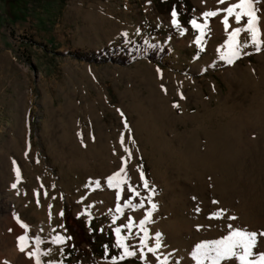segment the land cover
<instances>
[{
    "label": "rangeland",
    "instance_id": "374dc122",
    "mask_svg": "<svg viewBox=\"0 0 264 264\" xmlns=\"http://www.w3.org/2000/svg\"><path fill=\"white\" fill-rule=\"evenodd\" d=\"M238 2L63 0L51 21L3 22L0 216L38 230L40 243L28 246L39 247L41 264H116V228L139 264H158L157 257L213 264L195 255L205 205L188 186L199 189L204 172L222 181L254 152L264 157V0H253L257 43L244 30L247 17H229L227 29L222 23L224 9ZM209 11L218 15L207 18L201 35L189 21L203 25ZM234 29H241L239 55L228 63L221 56ZM104 47H116L114 56L126 63L93 64L69 54ZM121 167L126 183L117 199L106 178ZM223 183L206 202L229 209L217 192ZM57 234L71 239L55 244ZM141 237L160 249L141 248Z\"/></svg>",
    "mask_w": 264,
    "mask_h": 264
},
{
    "label": "bare ground",
    "instance_id": "6f19581e",
    "mask_svg": "<svg viewBox=\"0 0 264 264\" xmlns=\"http://www.w3.org/2000/svg\"><path fill=\"white\" fill-rule=\"evenodd\" d=\"M204 173V181L199 189L192 185L188 186L189 193L193 194L196 190L195 194L200 197L199 204L202 202L205 205L201 241L196 246L203 245L214 248L217 246L214 242L224 241L225 238L230 237L229 235L235 227L240 228L241 232L257 234L247 260L249 264H260L261 258L264 257V157L254 152L252 156L248 157L245 167L239 165L232 167L222 181L216 180L219 177L214 178L208 172ZM223 181V185H227H224L225 187H221L223 186L221 185L217 192L222 191L225 194L224 198L229 200V204H227L229 209L222 203L206 202V199H211L210 197L216 189L215 183L217 185ZM222 212L227 213L226 216L220 215ZM18 220L10 214L0 216V264H36L37 257L29 256V252L39 253V247L37 249L28 246V242L36 240L39 237V232L27 222L21 220L18 222ZM21 223L27 225V229L21 227ZM20 236H25L26 239L18 241L17 238ZM18 243L24 247L23 252L19 250ZM234 251V256L222 257L219 262L229 260L228 264H243L239 259L243 251L242 247L237 245ZM214 255V253H210L202 258H214ZM38 258L41 260L40 254Z\"/></svg>",
    "mask_w": 264,
    "mask_h": 264
},
{
    "label": "snow or ice",
    "instance_id": "6c2138e0",
    "mask_svg": "<svg viewBox=\"0 0 264 264\" xmlns=\"http://www.w3.org/2000/svg\"><path fill=\"white\" fill-rule=\"evenodd\" d=\"M221 3L225 2V0H220ZM238 10V11H237ZM226 15L222 21V23H224L225 28L227 29L228 27V18L234 16L236 21L239 22L241 19H243L244 17H247V27L244 29L245 31L251 32V36H252V41L253 43H257V25H258V16L256 14V11L253 8V0H239L238 3L233 4L231 6H229L228 8L224 9ZM203 17L205 18V23L203 25L197 23V21L195 19L189 21V23L196 29L201 30V35H203V29L207 28V18L209 17H213L218 15V12L216 11H209V12H205L202 13ZM172 16V20H171V24L174 27H178V21L176 19L177 17V12L175 10L172 11L171 13ZM241 31V29H234L231 33V35L229 36V41L226 42V48H227V52L225 53V55L221 56V59H225L228 63H232L233 59L232 57H237L239 55V45L237 43H235V38L237 37V35L239 34V32ZM122 36H126V33H122ZM197 42L199 43V38L197 39ZM259 50V49H258ZM217 51H220V49H218ZM175 106V105H174ZM128 149L125 148V152H127ZM123 159V158H122ZM125 172V168L121 167L117 172L113 173L111 176L106 178V182L108 184V187L110 188H116L117 192H116V196L117 199H119L120 197V185L123 183H126V178L125 179H121L122 174ZM17 176L19 179V172L17 170ZM141 179L143 180V175H141ZM97 186H99V182H96ZM144 186L147 188V183L145 182ZM13 187H15V184L13 185ZM130 191H134L131 190ZM138 195V193H135ZM125 206H131L128 205L127 202L125 203ZM140 207H143V202L141 201L140 203ZM156 206L153 204L152 208H155ZM116 210L118 212L122 211L121 209V205L117 204L116 205ZM63 213H61L62 215ZM150 213H146L144 219H142L140 221V228L143 230V226L145 224V222L149 219ZM15 218V217H14ZM131 219V218H130ZM18 220V218H17ZM19 222V220H18ZM21 227L27 229V225H24L21 223ZM128 227V231L131 232L132 230V224L129 223ZM114 232L117 235V241H116V246L120 247L122 249V254L120 259H126L128 257H133L136 255V252L133 250H130L129 245H126L124 243V240L126 238H123L120 236V228H116L114 229ZM256 233H245V232H241V231H235L232 233L231 237L225 238L224 241H216L214 242L217 246L214 248L211 247H205L203 245H198L197 246V251L195 253L196 256H208L210 253H214V258H213V264H218V261L220 258L222 257H226V256H234L235 255V251L234 249L237 247V245H240L242 247V254L239 257V259L243 262V264H249L247 257L250 255V249L255 241L256 238ZM160 237V233H156V239L157 241L159 240ZM18 241H24L26 239L25 236H20L17 238ZM65 239H71V237H63L59 234H57L56 236L53 237V243L58 244V245H62L65 241ZM36 243L39 244V238H36ZM140 247L141 248H145L147 247L148 252L150 253H155L156 251H158L161 247V245L159 243H155L153 246H149L148 243L146 242V240L141 237L140 239ZM18 248L20 251H24V247L21 246L18 243ZM40 253H32L29 252V256H36V264H41V261L38 258V255ZM46 254V253H44ZM141 255H143V253H141ZM116 258L113 257V260H115ZM158 260V264H167V257H165L163 260H161L159 257H157ZM50 264H52V262H50ZM260 264H264V257L261 258L260 260Z\"/></svg>",
    "mask_w": 264,
    "mask_h": 264
},
{
    "label": "trees",
    "instance_id": "16d2710c",
    "mask_svg": "<svg viewBox=\"0 0 264 264\" xmlns=\"http://www.w3.org/2000/svg\"><path fill=\"white\" fill-rule=\"evenodd\" d=\"M63 0H0V26L3 22H15L24 20L27 17H35L41 22H48L54 19L55 13L59 11ZM116 47H104L100 51H77L69 53L73 58L93 64L112 62L119 65L126 63L123 56H114ZM125 52V50H122ZM55 55L64 57L65 54L55 52ZM149 57L154 59L155 54L151 52ZM116 264H139L134 258L118 259Z\"/></svg>",
    "mask_w": 264,
    "mask_h": 264
},
{
    "label": "crops",
    "instance_id": "0c3cea01",
    "mask_svg": "<svg viewBox=\"0 0 264 264\" xmlns=\"http://www.w3.org/2000/svg\"><path fill=\"white\" fill-rule=\"evenodd\" d=\"M30 17V16H29ZM28 18V17H27Z\"/></svg>",
    "mask_w": 264,
    "mask_h": 264
}]
</instances>
